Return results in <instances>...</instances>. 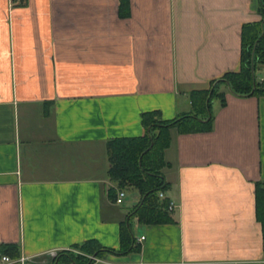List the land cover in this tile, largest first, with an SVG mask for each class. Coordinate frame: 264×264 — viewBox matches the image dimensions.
I'll return each instance as SVG.
<instances>
[{"label": "crops", "instance_id": "0c3cea01", "mask_svg": "<svg viewBox=\"0 0 264 264\" xmlns=\"http://www.w3.org/2000/svg\"><path fill=\"white\" fill-rule=\"evenodd\" d=\"M259 2L0 0V256L15 246L52 264L84 241L118 250L128 231L126 252L91 264H264V96L222 82ZM215 84L225 100H212L208 129H169L171 221L140 223L135 190L110 196L107 142L142 135L143 113L192 112V93Z\"/></svg>", "mask_w": 264, "mask_h": 264}, {"label": "trees", "instance_id": "16d2710c", "mask_svg": "<svg viewBox=\"0 0 264 264\" xmlns=\"http://www.w3.org/2000/svg\"><path fill=\"white\" fill-rule=\"evenodd\" d=\"M260 19L246 23L241 31L240 69L237 72H227L222 75V82L229 85L230 90L237 95L264 96V79L257 80L252 69L264 66V0L258 6ZM213 83V82H212ZM209 90L192 93L193 111L171 120H163L158 111L142 114L144 133L133 137H119L107 142L109 161L108 176L115 187L110 188V196L116 197V189L133 188L139 199L133 208L134 216L143 224H159L171 221L169 217V198L164 195L169 184L162 169L167 165L164 160V150L169 145L171 127H178L182 132L202 131L209 128L211 119H207L211 102L219 98L224 102V94L218 92L217 84ZM209 98V99H208ZM207 119V121H202ZM160 193L163 196H160ZM256 218L261 224L264 236V181L255 184ZM120 249L106 248L90 240L73 245V251H59L53 257L52 264H91L95 257H101L106 252L121 254L128 250L132 242L131 233L124 235ZM4 253H13L10 257L16 259L19 255L15 246L2 245ZM2 256V255H1ZM0 256V257H1Z\"/></svg>", "mask_w": 264, "mask_h": 264}, {"label": "built area", "instance_id": "2783aa9c", "mask_svg": "<svg viewBox=\"0 0 264 264\" xmlns=\"http://www.w3.org/2000/svg\"><path fill=\"white\" fill-rule=\"evenodd\" d=\"M124 196H125V190L117 189L115 202L116 203L122 202V199L124 198ZM160 196H163V194L160 193ZM171 207H172V202L169 203V209ZM140 239H143V237L141 236ZM51 254L54 257V256H56L57 252L56 251H52ZM93 259H95V258H93ZM0 261L3 264H33V263H35L33 256H20L17 259L12 260V259H9V257H7V256L2 255L0 257ZM60 264H62V263H60ZM71 264H73V263H71Z\"/></svg>", "mask_w": 264, "mask_h": 264}, {"label": "rangeland", "instance_id": "374dc122", "mask_svg": "<svg viewBox=\"0 0 264 264\" xmlns=\"http://www.w3.org/2000/svg\"><path fill=\"white\" fill-rule=\"evenodd\" d=\"M128 190H134V189L133 188H128ZM128 197H130V195Z\"/></svg>", "mask_w": 264, "mask_h": 264}, {"label": "water", "instance_id": "95a60500", "mask_svg": "<svg viewBox=\"0 0 264 264\" xmlns=\"http://www.w3.org/2000/svg\"><path fill=\"white\" fill-rule=\"evenodd\" d=\"M252 74H254V70L252 69ZM228 85V84H227ZM228 87H229V85H228Z\"/></svg>", "mask_w": 264, "mask_h": 264}]
</instances>
